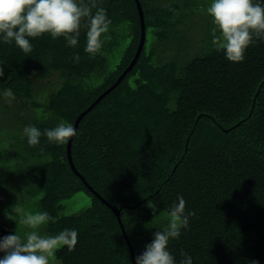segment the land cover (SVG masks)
Listing matches in <instances>:
<instances>
[{
	"label": "trees",
	"instance_id": "16d2710c",
	"mask_svg": "<svg viewBox=\"0 0 264 264\" xmlns=\"http://www.w3.org/2000/svg\"><path fill=\"white\" fill-rule=\"evenodd\" d=\"M138 1L146 35L140 57L80 121L72 141L73 165L87 185L69 165L68 143L51 144L42 136L39 145L29 146L25 137L21 140L23 153L46 158L19 175L28 198L38 197V211L56 218L42 227V234L56 235L66 228L79 233L75 249L62 248L52 260L132 264L127 241L136 258L153 234L167 226L172 203L183 195L195 216L179 239L169 241L177 261L188 253L193 264H264V39L256 40L239 63L228 61L213 37L206 50L161 62L156 49L145 51L147 32L153 29L157 41L164 43L177 6L155 9L154 1ZM95 2L112 25L111 39L94 57L84 51L86 22L76 48L49 34L30 38V54L14 44H0L5 71L0 93L8 88L15 93L11 102L0 98L4 110L10 104L7 123L13 118L22 132L26 125L11 114L31 104L39 108V83L58 79L45 108L48 115L27 126L44 131L61 120L74 126L128 67L141 33L135 0ZM119 37L126 41L122 58L106 71L103 52L112 53ZM78 193L90 197L88 207L79 215H63L62 203ZM103 201L120 209L126 238ZM158 220L163 225H155ZM14 231L7 226L0 237Z\"/></svg>",
	"mask_w": 264,
	"mask_h": 264
},
{
	"label": "clouds",
	"instance_id": "9594fccd",
	"mask_svg": "<svg viewBox=\"0 0 264 264\" xmlns=\"http://www.w3.org/2000/svg\"><path fill=\"white\" fill-rule=\"evenodd\" d=\"M206 12L216 25L214 33H219L214 34L212 42L230 62H243L248 48L256 40L264 39V0H211ZM83 22L87 28L84 51L94 57L111 39L112 25L106 10L98 7L95 0L90 4L83 0H0V44H14L24 54L33 51L30 38L44 34L54 40L63 37L66 46L76 48ZM74 59L79 61V55ZM4 75L0 66V78ZM0 98L11 102L15 93L8 88L0 93ZM23 135L29 146L39 145L42 136L51 144L65 145L77 135V130L72 123L61 120L44 131L34 125L25 126ZM4 216L26 230L18 233L16 227L12 234L0 237V264H51L57 251L65 247L73 251L78 243L79 233L74 228L56 235L41 234L42 226L56 222L47 211L23 212L14 205L5 210ZM193 216L195 212L187 208L183 195H178L168 212L167 226L153 234L152 241L135 258V264H193L190 254L182 253L183 258L177 261L169 250V241L181 237Z\"/></svg>",
	"mask_w": 264,
	"mask_h": 264
},
{
	"label": "rangeland",
	"instance_id": "374dc122",
	"mask_svg": "<svg viewBox=\"0 0 264 264\" xmlns=\"http://www.w3.org/2000/svg\"><path fill=\"white\" fill-rule=\"evenodd\" d=\"M154 1L155 9L177 6L171 25L167 28V38L164 43L158 42L153 34V29L147 32V42L145 51L148 53L153 49L157 51V59L161 62L171 60H180L183 57L190 56L192 51H202L210 47V37H213L216 25L213 18L206 12L211 0H150ZM124 29L120 33L124 35ZM118 44L114 47L113 52H103L105 54V70L110 71L119 63L122 58L123 50L126 47V41L123 37L117 39ZM100 81V80H99ZM105 82V81H104ZM103 82V83H104ZM58 79L56 83L47 82L39 83V90L36 93L35 101L39 108L29 107L18 110L16 114H11L16 121H22L26 126L36 119L43 120L48 114L45 111L48 98L57 90ZM4 101L0 102V230L7 226H13L18 233L26 229L22 225H16L14 221L5 218V210H10L12 206L22 209L23 212H38V197L29 199L28 191L21 185L19 175L34 166L42 163L44 159L32 158L27 153H23L22 132L6 115V108L3 109ZM17 107V106H16ZM10 114V113H9ZM10 115V116H11ZM6 120V121H5ZM90 204V197L85 193L73 195L70 199L62 203V214L66 216L79 215ZM150 209V208H149ZM151 210V209H150ZM155 225H163V220H158ZM43 227V226H42ZM40 228L41 234L43 233ZM51 264H58L52 260Z\"/></svg>",
	"mask_w": 264,
	"mask_h": 264
},
{
	"label": "water",
	"instance_id": "95a60500",
	"mask_svg": "<svg viewBox=\"0 0 264 264\" xmlns=\"http://www.w3.org/2000/svg\"><path fill=\"white\" fill-rule=\"evenodd\" d=\"M136 2V6H137V9H138V14H139V20H140V27H141V33H140V41H139V44H138V47H137V50H136V53H135V56L134 58L132 59V61L130 62V64L128 65V67L124 70V72L120 75V77L118 78V80L104 93L102 94L94 104H92L87 110H85L84 112H82L75 124H74V127L76 128V130L78 129V126H79V123L80 121L85 117V115L87 113H89L94 107L95 105L101 100L103 99L109 92H111L116 86H118L120 84V82L123 80V78L133 69V67L136 65L139 57H140V54L143 50V46H144V43H145V38H146V35H145V25H144V17H143V12H142V8H141V5L139 3L138 0H135ZM73 138H70L69 140V143L67 144V158H68V162H69V165L73 171V173L80 177L83 181L84 179L77 173L74 165H73V162H72V159H71V145H72V141H73ZM85 182V181H84ZM86 184V182H85ZM87 185V184H86ZM89 190H92L91 187H88ZM97 195V194H96ZM99 197V196H98ZM101 200L102 198L99 197ZM103 203H105V205L112 211V213L116 216V218L118 219V222L120 224V227H121V230H122V233L124 235V238H126V234H125V231H124V228H123V225L120 221V209H117L116 207L114 206H111L109 205V203L103 201ZM127 245H128V248H129V251H130V255H131V259H132V264H135V257H134V252H133V249L131 247V244L129 241H127Z\"/></svg>",
	"mask_w": 264,
	"mask_h": 264
}]
</instances>
